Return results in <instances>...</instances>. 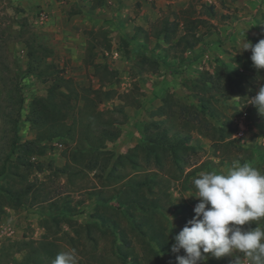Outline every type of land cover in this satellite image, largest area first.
<instances>
[{"label":"rangeland","instance_id":"obj_1","mask_svg":"<svg viewBox=\"0 0 264 264\" xmlns=\"http://www.w3.org/2000/svg\"><path fill=\"white\" fill-rule=\"evenodd\" d=\"M91 1L80 0L86 9L83 12L76 3L69 10L70 0H0V264H14L20 258L21 242L39 240L48 232H57V238L64 231L78 238L56 245L60 252L74 250L76 262L122 264L118 249L123 243L114 242L105 221L98 217L113 211L131 235V255L139 259L131 218L128 220L123 213L126 208L121 211L118 205L122 190L136 179L154 174L153 184L143 186L140 192L147 198L150 213L174 242L172 237L194 216L199 201L189 196L195 193L193 180L202 172H223L234 164L248 163L264 174V117L247 104L248 96L258 90L257 75L243 72L244 78H238L231 74L225 88L211 92H202L199 84L205 73H213L220 63L235 71L239 60L251 54L239 53L243 41L255 44L264 39V0H187L194 6L193 16L205 22L198 24L196 31L201 40L185 51L162 39L154 43L145 29L137 27L134 18L139 6L125 10L122 3L114 13L107 5L99 8L102 5L96 0L101 10H88ZM199 2L212 6L214 15L201 9ZM41 13L43 24L37 23ZM165 15L172 17L171 10ZM177 35L171 38L173 45ZM25 37L51 47L47 61L76 82L79 97L92 99L84 107L82 101L76 102L71 109L68 121H74V135L46 142L43 153H30L31 149L23 147L36 136L27 119L30 102L45 96L49 86L26 71ZM89 44L95 47L88 50ZM106 67L117 75L105 76ZM99 87L111 89V97H95L87 91ZM199 94L209 97L213 106L201 118L192 114L197 109L201 115L196 101ZM179 104L189 108L181 112ZM243 110L249 116L245 134L220 140L217 129L221 122L226 119L224 133L230 132L234 117ZM213 114L220 116L214 118ZM99 121L110 122L119 131L117 139L107 142L97 156L99 162L111 158L104 171L89 169L87 164L95 154L89 144L96 143ZM207 121L214 128L207 126ZM153 123L167 136L177 134L187 140L179 148L178 164L159 149V164L154 155L145 158V134L155 131ZM38 145L35 141L32 150ZM129 155H133L132 161ZM179 203L186 211H180ZM63 205L68 208L62 209ZM128 207L136 219L143 215L138 207ZM253 225L264 228V218ZM239 255L209 256L206 264H232ZM163 259L176 264L173 258Z\"/></svg>","mask_w":264,"mask_h":264},{"label":"trees","instance_id":"obj_2","mask_svg":"<svg viewBox=\"0 0 264 264\" xmlns=\"http://www.w3.org/2000/svg\"><path fill=\"white\" fill-rule=\"evenodd\" d=\"M198 5L201 9H204L208 15H214L212 6L206 5V3L203 2H199ZM192 7L194 6L192 2L189 1L188 5L184 9L177 12H171L172 17L163 15L161 18L151 23L149 29L145 30L146 34L153 36L156 39L162 38V40L167 44L168 42H171L169 46H176L182 51L193 49L201 40V37L196 33L198 24L205 21H202L204 19L198 15L195 17L193 16L195 9L193 8L191 10ZM178 31H180V34L177 35ZM175 35L177 36L173 45L171 38ZM24 45L26 49L25 55L27 58L26 71L36 75L43 82H49V86L46 90L45 96L33 98L30 102L27 119L33 127L36 136L34 141L26 144L24 143L23 147L25 146L26 150L28 148L31 149L30 153H35L38 150L39 153H43L46 142H49L54 138H71L74 135V121L72 119L68 121V117L71 114L70 111L71 109H74L76 102L82 101V107H84L86 106V101H91L92 99L89 97L86 99L79 97V91L76 89L75 85L76 82L71 77L65 76L62 69L56 68L54 63L47 61L52 54L51 47L40 42H35L33 39H30V37H25ZM86 46H88V43ZM93 47L95 46L91 45V48L86 49L92 50ZM250 55L251 54H247L239 60L235 71L229 70V67L225 63H220L218 67L215 68L213 73L206 72V75L203 77L204 80L202 79L201 83H199L202 92H211L214 88L220 90L223 88L222 86L225 88V84H227L226 81L231 78V74L237 76L238 78H244V74H242L243 72L256 74L257 77L261 78L260 83H264V69L257 72L252 67ZM240 69L242 72L238 73ZM104 74L107 77L110 75L112 78L117 75V73L109 71L107 67ZM197 84L198 83L196 82V86ZM102 85L103 84H101L100 87H102ZM239 86L240 83L234 88L237 90ZM100 87L95 90L87 89V91L88 93H93L95 97L100 94H104L106 95L104 97L105 99L110 98L112 90L108 89L104 91ZM205 97L206 96L203 94L201 96L200 94L196 96V101L201 110V115H199L197 109H193L194 111L192 114L198 116L199 118H201L202 115L204 116L205 113L210 112L213 108L211 101L208 99L209 97L204 99ZM71 102L75 103L70 105ZM178 108H181L179 111L182 112V109H187L189 107L184 104H179ZM212 116L214 118H218L220 115L213 114ZM85 124L90 125L89 122ZM96 124L98 125L97 132L95 133L97 135L96 143L92 142L89 144V149L94 151L95 154L90 156L87 164L90 166L89 169L99 167V169L104 171L110 165L111 158L106 156L103 157L101 162H99L97 156L103 151L107 142H112L117 139L119 131L117 127L110 125V122L106 123L104 121H99V123ZM206 124L207 126L213 127V125L208 121ZM226 125L227 121L224 119L221 122L220 127L217 129L219 130V137L222 141L231 138L236 130L232 124L233 127L230 132L224 133V127ZM151 126L155 131L145 134V138L148 141V144H146L144 148V152L146 153L145 158L148 159L150 155H154L155 162L159 164L160 155L157 153V150L159 149V151L164 153L168 152L172 161L175 164H178L180 156L179 148H183L187 140L182 139L183 137H180L177 134L167 136L165 130L160 129V125L158 123H153ZM35 141L41 145H38L39 147L37 149L35 148L32 150L31 145ZM185 150L188 149L186 148ZM132 157L133 155L128 156L129 161L133 160ZM114 164L115 163L113 162V165ZM152 180H154L153 173H145L141 179H136L134 183H131V187H129L131 185L130 184L128 185V188L122 190L123 196L121 197L120 203H118L120 206L119 210L125 207L126 209L123 211L124 215L128 217V220L131 218L129 222L131 228L135 231V236L139 242L140 260L137 258L138 255H131V243L133 242L131 235L126 227H124L118 218H116L114 211L111 214L105 213L102 215L99 213L98 215L99 219L105 221L104 223H106L107 231L112 235L115 240L114 242L117 241L118 244L123 243L124 247L118 249V255L122 264H139L140 262L143 264H167L163 259L164 257L166 258V256L176 260V254L171 252V245L173 242L168 237L166 228L155 218L154 213H150L151 209L149 208L147 198L140 192V188L148 186L149 183H152ZM149 190L151 191L152 188ZM157 198H155V200H157ZM128 206L138 207L143 215L139 219H136L134 213L130 211ZM176 206L181 207L180 211H186V208H183V203H179ZM67 208L68 207L66 205H63L62 207V209L65 210ZM122 210L124 209H121V211ZM244 227L247 228L248 225H245ZM251 227L254 228L253 223L251 224ZM56 233L51 234V232H48L39 240L21 242L22 248H20V251H22V254L14 264H52L56 255L60 252L56 242H61L64 239H70L75 242L76 238H78L77 235H70L65 231L56 238L58 234ZM82 253L84 252L81 250V254ZM180 254L182 255L183 252ZM82 256H84V254H82ZM76 264L83 263L82 261H77Z\"/></svg>","mask_w":264,"mask_h":264},{"label":"clouds","instance_id":"obj_3","mask_svg":"<svg viewBox=\"0 0 264 264\" xmlns=\"http://www.w3.org/2000/svg\"><path fill=\"white\" fill-rule=\"evenodd\" d=\"M251 52L252 67L264 69V39L242 42L239 53ZM247 104L264 117V83H259ZM246 104V105H247ZM194 216L176 234L171 252L176 264H206L209 256L220 259L239 253L232 264H264V228L251 227L264 218V174L248 163L226 171L202 172L193 180ZM187 197V198H189ZM248 225V227H244ZM183 252L181 255L180 253ZM52 264H76L74 250L59 252Z\"/></svg>","mask_w":264,"mask_h":264},{"label":"crops","instance_id":"obj_4","mask_svg":"<svg viewBox=\"0 0 264 264\" xmlns=\"http://www.w3.org/2000/svg\"><path fill=\"white\" fill-rule=\"evenodd\" d=\"M98 1V4L102 5L99 8H103L104 6H108V9L110 8V11L114 13L119 12V5L122 3L125 4V10H128L130 8H134L136 6H139V12L137 13L136 17L134 18L136 20L137 27L143 28L145 30L149 29L151 23L155 22L157 19L161 18L168 10H171V12H177L181 9H184L188 3L187 0H96ZM91 1L90 6H87V9L91 10V8L101 10L98 8V5L96 3ZM76 3V6H79L83 12L86 10L84 7L81 6L80 0H70L69 2V10L71 9L72 5ZM187 3V4H186ZM174 10V11H173ZM74 13H80V11H75ZM150 39L154 40V43L157 42V40H160L162 38L156 39L153 36H150ZM241 114V113H240ZM239 114V115H240Z\"/></svg>","mask_w":264,"mask_h":264},{"label":"built area","instance_id":"obj_5","mask_svg":"<svg viewBox=\"0 0 264 264\" xmlns=\"http://www.w3.org/2000/svg\"><path fill=\"white\" fill-rule=\"evenodd\" d=\"M44 18H45L44 13H41L38 18L37 23L43 24L45 21ZM247 118H248V112L246 110H243L240 115L234 118L233 125L236 129L233 134L234 137L240 138L245 134L247 127H248ZM245 264H247V260H245Z\"/></svg>","mask_w":264,"mask_h":264}]
</instances>
